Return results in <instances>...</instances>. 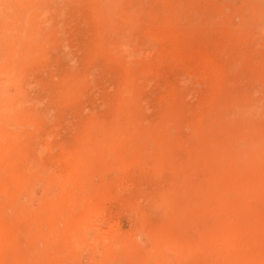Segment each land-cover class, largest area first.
Returning a JSON list of instances; mask_svg holds the SVG:
<instances>
[{
  "label": "rangeland",
  "instance_id": "374dc122",
  "mask_svg": "<svg viewBox=\"0 0 264 264\" xmlns=\"http://www.w3.org/2000/svg\"><path fill=\"white\" fill-rule=\"evenodd\" d=\"M101 1L0 0V264H148L144 234L199 250L212 231L264 261V0ZM129 130L124 158L140 164L120 176L106 151ZM78 140L79 177L52 216L49 177ZM91 212L103 240L69 241L64 220ZM200 213L216 220L195 228Z\"/></svg>",
  "mask_w": 264,
  "mask_h": 264
},
{
  "label": "bare ground",
  "instance_id": "6f19581e",
  "mask_svg": "<svg viewBox=\"0 0 264 264\" xmlns=\"http://www.w3.org/2000/svg\"><path fill=\"white\" fill-rule=\"evenodd\" d=\"M111 4H112L111 0H105V1L103 0L99 3V5L98 4L97 5L100 7L101 12H105L108 6L109 7L112 6ZM121 97L122 98L120 99V103H119L120 107L119 109L117 108L118 114L116 116V120L118 121L128 119V116L124 112L125 110L123 107L128 104L129 96L126 95L124 96V94H122ZM125 138L126 139H122L121 141L112 139L111 141L112 146L108 149V151H106V155L110 157L112 160H114V163L112 164V167L109 169V171L117 172V175L120 174V176L126 174L128 170L130 171L131 168H138L140 164V161L138 162L132 158L128 159L129 157H127V159L124 158L125 155L123 153L124 152L123 143L124 142L129 143L133 140V134L130 130L127 132ZM79 143L83 145L82 140L80 141L78 140V142L76 143V145H74V147H72V149L70 148L64 151V153H62L61 157L57 160L59 164L63 162L60 165L61 166L60 169H58L59 171L54 170L56 171V173H54L49 177L50 190L47 195L48 196L47 206L50 208V210L47 212L51 213L50 215L52 216H57L59 214L66 213L68 206L67 200L69 198L68 183L72 180L74 181L78 179L80 174V169L78 168L80 164L79 161L85 155L83 154L82 149L79 147ZM97 149L99 150L98 152L100 153L104 152L99 145H97ZM86 156H88V154ZM53 164L54 163H52V165ZM53 167L55 168L57 166H53ZM52 170L50 169V172ZM159 171L160 170L157 168L151 170V172L155 176H158ZM13 184L15 183L13 182ZM13 186L14 188L9 191V195H7V197L14 198L15 200L19 198L18 196L21 189L23 188V184H21L20 181L19 182L17 181L15 185H12V187ZM165 194L166 193H164V191H160V194H157L159 196L156 198L154 202V207H156V209L161 213V216L164 214V212H166V206L169 204L165 198ZM0 195L6 198V191L4 189L0 190ZM39 210H43V209L40 208ZM39 212L41 213L42 211ZM18 214L24 216L26 213L24 210L21 209L18 210ZM195 214H198V212ZM38 215L39 217L38 216L37 217L40 218V214ZM209 216H210L209 219L211 221L216 220L215 215L208 213H200V215L194 216L190 220L191 221L190 223L195 228H197L200 224L205 222L206 218ZM65 223H66V229L68 230L67 239L71 242H75L80 245L81 244L88 245L91 243L89 242L90 235H93V233L95 234L94 243H98L103 240L102 238H100L101 234L100 236H98L99 235L98 233L100 232V230H102L99 229V225L102 223H100L99 219L97 220L95 219V213L93 212L89 213L88 216L84 218V222L80 225H77L76 222L70 219L67 220V218L64 220V224ZM136 223L138 224V221ZM136 223L134 225H136ZM104 225L105 227L108 226V224L106 225V223H104ZM109 227H107L109 229L107 232V235H109L108 241L114 244L120 243L119 238H117L120 235L119 234L120 231H118V228L116 227L114 228L111 226ZM138 229H139L138 226L135 227V229H131L132 231L130 230L129 233L132 232L131 233L132 235L130 236L136 238ZM38 232L40 233L41 231ZM4 233L5 231L2 228H0V235ZM100 233H102V231ZM144 235L148 243H150L151 245L150 248L147 250V254H146L148 264H185V262L188 264H214V263L251 264L246 259H244L243 255L241 254L238 256L230 255L231 250L235 246L236 234L234 233L228 235L227 233L222 234L219 232L217 233V231H212V233L207 237V239L202 241L204 245L203 248L199 250H197L198 248L195 249L192 239H190L188 242L182 243L180 241L171 240L167 235L165 236L162 233L149 232ZM116 239L118 240V242L116 241ZM253 264H264V261Z\"/></svg>",
  "mask_w": 264,
  "mask_h": 264
}]
</instances>
